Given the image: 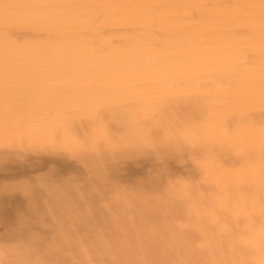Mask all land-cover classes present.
Listing matches in <instances>:
<instances>
[{
  "label": "rangeland",
  "instance_id": "374dc122",
  "mask_svg": "<svg viewBox=\"0 0 264 264\" xmlns=\"http://www.w3.org/2000/svg\"><path fill=\"white\" fill-rule=\"evenodd\" d=\"M262 111L264 0H0V264H250L177 222L219 203L231 235L264 226L257 163L218 130L245 145Z\"/></svg>",
  "mask_w": 264,
  "mask_h": 264
},
{
  "label": "clouds",
  "instance_id": "9594fccd",
  "mask_svg": "<svg viewBox=\"0 0 264 264\" xmlns=\"http://www.w3.org/2000/svg\"><path fill=\"white\" fill-rule=\"evenodd\" d=\"M107 139H113L111 133H107ZM169 182L179 183L182 189V195L179 197L185 201L192 199L191 189L199 183L189 177H169ZM222 199V198H219ZM191 208V205L188 206ZM222 210L220 204L216 208H208L203 213L196 214L195 222L178 221L177 228L182 231L193 230L199 236L196 246L204 249L210 246L212 239H221L229 237V251H238L241 249H250L255 253L250 257V264H264V226H256L249 221L243 226L238 234L231 235L232 229L226 223H221L217 214ZM205 225L214 229V232L206 230Z\"/></svg>",
  "mask_w": 264,
  "mask_h": 264
},
{
  "label": "bare ground",
  "instance_id": "6f19581e",
  "mask_svg": "<svg viewBox=\"0 0 264 264\" xmlns=\"http://www.w3.org/2000/svg\"><path fill=\"white\" fill-rule=\"evenodd\" d=\"M161 52H165V51H161ZM175 54V53H174ZM174 54H172V56H174ZM161 55H162V53H161ZM154 57H155V55H154ZM142 58H144L143 57V53H136V56L134 57V59H132V64L134 65L133 67H138L139 65H143V66H149L151 63L152 64H157L158 65V63H156L155 62V59L154 60H150V62L149 63H147V64H145L144 62L146 61V57L144 58V59H142ZM174 59H176V60H179L180 58L179 57H177V58H174ZM156 66V65H155ZM234 73V72H233ZM230 83V82H229ZM199 106V105H198ZM263 113L261 114V115H264V111H262ZM260 114H258L257 116H261ZM262 117V116H261ZM264 117V116H263ZM262 117V118H263ZM262 118H261V121H262ZM120 119H122V117L120 118ZM258 119H260V117H258ZM264 119V118H263ZM113 122V121H112ZM223 123H224V125L226 124V122H224L223 121ZM114 124V123H113ZM227 124H228V122H227ZM226 124V125H227ZM259 124H261L260 122H259ZM258 124V125H259ZM112 125V124H111ZM223 124L221 125V127H219V131L221 132L220 133V135H222V134H226V133H228V131H229V134H230V137H231V139H232V142H231V144L232 145H234V146H236V147H232L230 150H231V152L232 153H236V154H238L239 153V155L240 156H242V157H246V159H248L250 162H254V163H257V165L256 166H254L253 167V169L252 170H250L249 172L251 173V175L252 176H254V175H256L257 177L255 178V180H256V182L258 183V184H261L260 186H263L264 185V132H262L261 130H257V126H256V128L252 131V133H250V134H246L245 132H243V133H245L247 136H249V141L247 142V143H245V145H242V144H240L239 145V142L238 141H240L241 140V133L240 132H234V131H232V130H229L230 128L229 127H226L225 128V126H224ZM112 126H114V125H112ZM106 127V126H105ZM109 128H110V126H108ZM158 127V126H157ZM164 127H166V126H164ZM161 128H162V126H161ZM227 128H229L228 130H227ZM156 129V128H155ZM166 129V131H167V135H168V140L170 141V143H171V145H173V147H176V144H175V142H174V136H175V132L176 131H174V129L175 128H173V127H170V128H165ZM164 131V130H163ZM165 131V132H166ZM197 131H191V134L193 133V135H194V133H196ZM160 133H162V132H160ZM159 134V133H158ZM255 134V135H254ZM160 136H162V135H159V137ZM251 136H253L252 137V139H251ZM157 137H158V135H157ZM237 146H239V148H237ZM245 147V148H244ZM246 147H248V148H246ZM236 149V150H235ZM173 152H174V150H173ZM118 174H120V173H118ZM248 175H249V173H248ZM225 180V179H224ZM253 180V179H252ZM233 185H234V183L232 182V181H225V183H224V188L223 189H225V188H227V190L228 191H231L232 189H233ZM250 185V184H249ZM248 185V186H249ZM250 192H252V191H250ZM251 195V194H250ZM250 195H249V197H250ZM248 197V196H247ZM252 197H254V198H258V197H256V196H252ZM3 201V200H2ZM243 201V200H242ZM241 201V202H242ZM3 203H4V201H3ZM236 203H240V201L239 202H236ZM5 204V203H4ZM240 204H243V203H240ZM29 205V204H28ZM246 207H249V208H253V207H255L254 205H251V204H249V203H245L244 204ZM1 206V205H0ZM6 206V205H5ZM25 206V205H24ZM35 206V205H34ZM37 207V206H36ZM40 207V206H39ZM2 208V207H1ZM31 208H33V206L31 207ZM24 209H29V207H25ZM31 211V210H30ZM17 213H19V211L17 212ZM17 213H15L14 211H12L11 209H6V208H3V209H0V224L1 225H4V224H6L9 220H11L12 218H13V216L14 217H16L17 218ZM34 216H35V218L36 219H38V220H40L41 218H42V215L39 213V212H37V214H34ZM57 217V216H56ZM55 218V217H54ZM19 220H20V218H18ZM17 219V220H18ZM57 221V219L55 218L54 219V221ZM24 221V220H23ZM55 221V222H56ZM6 222V223H5ZM12 222V221H11ZM18 222V221H17ZM15 223V222H14ZM51 223H53V221H51ZM23 224V223H22ZM19 226V225H18ZM39 237H41V236H39ZM39 237H37V238H33L32 240L33 241H38L37 239L39 238Z\"/></svg>",
  "mask_w": 264,
  "mask_h": 264
}]
</instances>
